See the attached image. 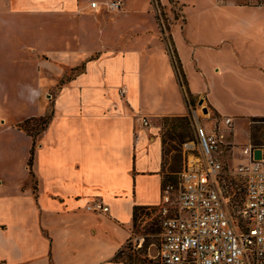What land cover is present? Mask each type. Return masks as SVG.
Here are the masks:
<instances>
[{
	"label": "crops",
	"instance_id": "1",
	"mask_svg": "<svg viewBox=\"0 0 264 264\" xmlns=\"http://www.w3.org/2000/svg\"><path fill=\"white\" fill-rule=\"evenodd\" d=\"M111 1L0 0V136L14 137L0 140V264H128L115 258L132 243L134 208L162 203V120L187 116L189 93L204 100L208 121L233 119L236 161L264 117V7L174 0L182 85L153 0L109 13ZM19 108L28 114L13 118ZM49 112L30 167L34 139L17 125ZM8 180H21L16 194ZM96 200L110 211H88Z\"/></svg>",
	"mask_w": 264,
	"mask_h": 264
},
{
	"label": "built area",
	"instance_id": "2",
	"mask_svg": "<svg viewBox=\"0 0 264 264\" xmlns=\"http://www.w3.org/2000/svg\"><path fill=\"white\" fill-rule=\"evenodd\" d=\"M225 1V0H223ZM238 5L264 7V0H233ZM154 2V0H153ZM109 13L123 9L122 0L105 3ZM166 28L163 10L154 2ZM92 8L100 7L98 2ZM196 138L183 144L185 164L177 183L164 184L160 218V242L148 264H264V146L242 148L241 162L226 169L235 148L228 143L233 119H216L208 130L192 109ZM145 126L150 122L143 118ZM225 126L224 129L221 125ZM263 151L255 158V151ZM237 160V159H236ZM239 183L240 198L231 192ZM91 212L107 214L102 200L86 206Z\"/></svg>",
	"mask_w": 264,
	"mask_h": 264
},
{
	"label": "rangeland",
	"instance_id": "3",
	"mask_svg": "<svg viewBox=\"0 0 264 264\" xmlns=\"http://www.w3.org/2000/svg\"><path fill=\"white\" fill-rule=\"evenodd\" d=\"M175 1L172 0V4L174 5L173 8L171 9V12L165 11V15L167 16V22L166 24H171L173 22L172 17L174 18H178L179 16H181V12H180V8L174 4ZM165 19V21H166ZM169 20V21H168ZM170 33H171V27H170ZM166 35L168 36V32L166 31ZM174 57V56H173ZM82 71L81 68H76L73 69L72 72H70V74L68 75V77H73L76 74L80 73ZM190 111L189 114L187 116H189L190 118V125L187 126L185 121H178L177 119H169V120H162V134H163V139H164V143H165V150H166V179L168 180L169 176L171 179L175 178L178 173L183 169L184 164H185V156L183 153V144L189 140L192 139L193 137H195V120L192 118V109L194 110H202L203 115H209L208 114H204L203 112V108L205 106H207L205 103L203 106L199 105V100H195L193 104L190 103ZM52 111V108H50V112ZM50 112L48 114H50ZM13 118H19L21 116H24L27 113L26 109L23 110L22 108H19L18 110L15 109L13 112ZM201 121L204 125H211L212 129L214 128V122L213 121H208V118H204L201 117ZM195 123V124H194ZM40 122H33L30 126H37ZM182 128H178L175 129V126H180ZM186 125V130H183V127ZM252 125L251 120H250V129H251ZM223 129V128H222ZM246 131V126L243 123H239V129H238V133L242 134V131ZM42 133V132H41ZM183 134H186L189 138H184ZM255 134L257 137H259L260 141H261V146H264V123H259V125H257V128L255 130H253L252 135ZM5 137H1L0 136V140L2 139H6V142L11 141V139H14V137L12 135H8V134H4ZM40 135V134H39ZM37 135V137L39 136ZM185 135V136H186ZM36 137V138H37ZM244 137H246V132ZM251 137V134H250ZM243 146H239L237 149V155L242 151V148L244 147V144H242ZM234 157L229 156L227 158V163H226V169L227 170H233L235 168V166H237V164L239 162H241V159L238 158L236 161L233 160ZM7 174L6 172V166L5 164H2V166H0V175L2 174L3 176H5L4 174ZM170 173V174H169ZM7 181V180H5ZM16 181H21V180H8V182L11 183V186H8V189H10V193H14L16 194V187H15V182ZM235 193H234V192ZM231 192L233 194L236 195V198L239 200L240 198V191H239V183H235V186L233 187V189H230V194ZM1 196H3L2 194H0ZM160 229V218L158 215L157 210L154 209H149L146 214H142L138 220L136 221L135 225H134V229H133V240L132 243H130L125 251H126V255L123 256V259H126V256L128 254H134L135 256H137L139 259L144 260L147 262V260L149 259V256H155L156 255V250H157V246L159 245L160 242V233L154 234L152 232V229Z\"/></svg>",
	"mask_w": 264,
	"mask_h": 264
},
{
	"label": "trees",
	"instance_id": "4",
	"mask_svg": "<svg viewBox=\"0 0 264 264\" xmlns=\"http://www.w3.org/2000/svg\"><path fill=\"white\" fill-rule=\"evenodd\" d=\"M155 1L158 2V5L163 10V17L166 19L165 11L162 8V5L160 3V0H154V2ZM166 22H167V19H166ZM160 25H161V31H162V38L168 44V47L170 48V51L173 53L174 63H175V66H176L178 75L180 77L181 83H182V85H186L185 75H184V72H183L181 63H180V61L178 59L177 52H176V50L174 48V44H173V40H172V35L170 33V25L169 24H166V28H164V26H162L161 23H160ZM166 31L168 32V36L166 35ZM188 99H189L188 101L191 104H193L194 101L196 100L195 98H193L191 96L190 93H189V98ZM52 117H53V113H50V114H47L46 116L27 119L24 122H22V123H20V124L17 125V128L19 130L24 131L26 134H28L29 136H31L34 139V145H33L32 149H31V156H30V161H29V166L30 167H32V164H33V157H34L35 148H36V137H37V135L41 134V132H43L44 130H46V128L48 127V125H49ZM169 119H177L178 121H185L186 124H187V126L190 125V118H189V116H184V117H166L163 120H169ZM33 122H40V125L41 126L39 127V124H38L37 126H32L31 127L30 125ZM251 123H252V125H254V126H251V142H252V145L254 147H259V146L262 145L261 144V141H260L259 137H257L255 134L252 135V132H253V130H255L257 128V125H259V123H264V117L252 118L251 119ZM174 128L175 129L182 128V125H181V127L180 126H175ZM183 130H186V125L183 127ZM185 135L186 134H183L182 139L189 138L187 135L186 136ZM192 139H194V137ZM192 139H189V140H192ZM189 140H187V141H189ZM177 181H178V175L175 178H173V179H171L170 176H169L168 180L166 179V176H165V180H164V183L163 184H167V183H173V184H175V183H177ZM149 209L150 208H147V207H135L134 208V225H135L136 221L138 220V218L142 214H146V212ZM154 210H156V209H154ZM151 229H152V227H151ZM152 232L154 234L161 233V226H160V229H157V230L156 229H152ZM124 255H126L125 249L124 250H121L117 254L115 260L116 261H123V262L128 263V264H148L146 261L139 259L134 254H128L126 256V259H123V256Z\"/></svg>",
	"mask_w": 264,
	"mask_h": 264
},
{
	"label": "water",
	"instance_id": "5",
	"mask_svg": "<svg viewBox=\"0 0 264 264\" xmlns=\"http://www.w3.org/2000/svg\"><path fill=\"white\" fill-rule=\"evenodd\" d=\"M199 105H200V106H203V105H204V100H200V101H199ZM203 112H204L205 114H208V113H209V109H208L207 106H205V107L203 108ZM262 153H263V151H262L261 149L256 150V151H255V158H256V159H261V158H262Z\"/></svg>",
	"mask_w": 264,
	"mask_h": 264
},
{
	"label": "bare ground",
	"instance_id": "6",
	"mask_svg": "<svg viewBox=\"0 0 264 264\" xmlns=\"http://www.w3.org/2000/svg\"><path fill=\"white\" fill-rule=\"evenodd\" d=\"M197 115H198L199 117L201 116V117L207 118V115H203L201 109L197 110Z\"/></svg>",
	"mask_w": 264,
	"mask_h": 264
}]
</instances>
